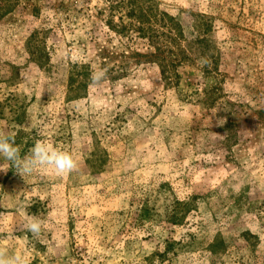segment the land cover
I'll use <instances>...</instances> for the list:
<instances>
[{"label":"rangeland","instance_id":"obj_1","mask_svg":"<svg viewBox=\"0 0 264 264\" xmlns=\"http://www.w3.org/2000/svg\"><path fill=\"white\" fill-rule=\"evenodd\" d=\"M115 1L3 8L0 129L22 156L46 140L79 167L0 172V247L31 264H264V0H150L188 42L207 35L177 84L144 58L123 71L125 44H147L109 29ZM97 67L107 77L90 87ZM73 73L87 85L77 96ZM203 85L218 89L190 99Z\"/></svg>","mask_w":264,"mask_h":264},{"label":"trees","instance_id":"obj_2","mask_svg":"<svg viewBox=\"0 0 264 264\" xmlns=\"http://www.w3.org/2000/svg\"><path fill=\"white\" fill-rule=\"evenodd\" d=\"M19 0H6L0 4V17L3 14V8L7 6L13 7V4ZM8 8V7H7ZM5 9V11L7 10ZM122 12L117 19H114L115 11ZM106 23L110 30L121 38H125L126 42L131 39L141 38L147 44V51L141 52L131 48L129 43L125 44L126 53L122 54L127 59L123 71L127 69L128 64H138L141 58L146 61L154 62L158 65L161 77L167 84H177L180 77L178 68L187 60L202 58L204 51V43L207 41V35H198L193 42L184 38L182 26L164 10L157 8L150 0H118L110 5L109 15ZM184 41V44L182 43ZM195 52V57L193 53ZM213 56V55H212ZM207 56V61L212 58ZM101 57H105L101 55ZM207 65L202 66L205 73H209ZM83 76L85 73L82 74ZM79 73L71 74L70 83L75 84L76 96L86 90V82L78 79ZM213 85H203L190 91V99L207 102L210 96L214 94L218 87ZM215 88V89H214ZM80 92V93H79Z\"/></svg>","mask_w":264,"mask_h":264},{"label":"clouds","instance_id":"obj_3","mask_svg":"<svg viewBox=\"0 0 264 264\" xmlns=\"http://www.w3.org/2000/svg\"><path fill=\"white\" fill-rule=\"evenodd\" d=\"M204 63L209 62L205 59ZM106 77L107 69L95 68L89 77L90 87L99 86ZM0 158L10 162L8 167L0 166V172L13 168L22 178L47 170L57 176H65L77 171L79 167V161L70 151L57 149L46 140H36L28 154L22 156L20 147L15 143V133L6 129H0ZM43 226V221L36 217H30L24 224L26 231L33 237L40 236ZM0 264H31V261L22 253L9 254L0 247Z\"/></svg>","mask_w":264,"mask_h":264}]
</instances>
